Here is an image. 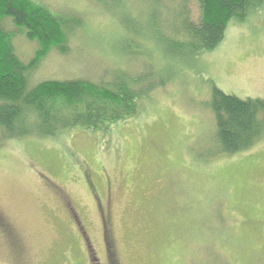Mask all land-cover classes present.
I'll return each instance as SVG.
<instances>
[{
  "label": "rangeland",
  "instance_id": "374dc122",
  "mask_svg": "<svg viewBox=\"0 0 264 264\" xmlns=\"http://www.w3.org/2000/svg\"><path fill=\"white\" fill-rule=\"evenodd\" d=\"M30 1L77 25L68 53L49 49L30 74L32 87L116 71L168 82L107 132L0 131V264H264V136L218 153L206 106L214 88L264 100V7L190 56L158 37L180 41L182 0ZM188 9L197 23L198 3ZM14 45L25 63L41 48L23 35Z\"/></svg>",
  "mask_w": 264,
  "mask_h": 264
},
{
  "label": "trees",
  "instance_id": "16d2710c",
  "mask_svg": "<svg viewBox=\"0 0 264 264\" xmlns=\"http://www.w3.org/2000/svg\"><path fill=\"white\" fill-rule=\"evenodd\" d=\"M191 1L182 0L178 28L172 31L180 41L158 35L171 51L190 56L214 50L232 21L242 22L264 7V0H195L201 12L195 23L188 9ZM6 21L12 30L5 27ZM76 27L69 17L54 16L30 0H0V131L4 139L54 138L76 129L107 132L137 117L143 101L167 84L168 79L152 82L147 73L116 71L101 82L49 80L32 87L30 74L49 49L68 53V37ZM18 35L41 47L28 63L16 53ZM206 106L215 117L218 153L247 151L264 136V100H243L214 88Z\"/></svg>",
  "mask_w": 264,
  "mask_h": 264
}]
</instances>
